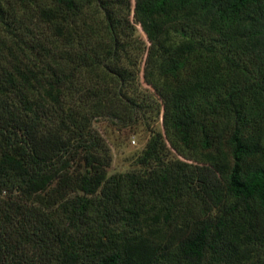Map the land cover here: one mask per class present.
Returning a JSON list of instances; mask_svg holds the SVG:
<instances>
[{"label": "trees", "instance_id": "16d2710c", "mask_svg": "<svg viewBox=\"0 0 264 264\" xmlns=\"http://www.w3.org/2000/svg\"><path fill=\"white\" fill-rule=\"evenodd\" d=\"M0 264H264V0H0Z\"/></svg>", "mask_w": 264, "mask_h": 264}, {"label": "rangeland", "instance_id": "374dc122", "mask_svg": "<svg viewBox=\"0 0 264 264\" xmlns=\"http://www.w3.org/2000/svg\"><path fill=\"white\" fill-rule=\"evenodd\" d=\"M133 139L136 141L135 143H133ZM141 145L139 143V140L137 139V137H132L131 138V143H130V146H129V149L130 150H136L138 148H140ZM123 152L122 151H117L114 149V155H115V158H114V163H113V167H112V171H116V170H120L121 167L119 166L121 163H122V160H123Z\"/></svg>", "mask_w": 264, "mask_h": 264}, {"label": "built area", "instance_id": "2783aa9c", "mask_svg": "<svg viewBox=\"0 0 264 264\" xmlns=\"http://www.w3.org/2000/svg\"><path fill=\"white\" fill-rule=\"evenodd\" d=\"M136 141L133 139V143H135Z\"/></svg>", "mask_w": 264, "mask_h": 264}]
</instances>
